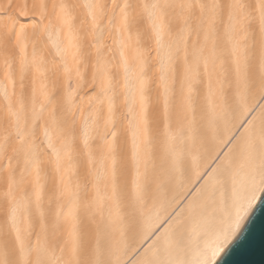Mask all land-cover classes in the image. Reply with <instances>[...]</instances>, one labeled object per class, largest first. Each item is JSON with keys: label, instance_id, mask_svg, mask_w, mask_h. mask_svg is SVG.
I'll return each instance as SVG.
<instances>
[{"label": "bare ground", "instance_id": "1", "mask_svg": "<svg viewBox=\"0 0 264 264\" xmlns=\"http://www.w3.org/2000/svg\"><path fill=\"white\" fill-rule=\"evenodd\" d=\"M264 189V0H0V264H215Z\"/></svg>", "mask_w": 264, "mask_h": 264}, {"label": "water", "instance_id": "2", "mask_svg": "<svg viewBox=\"0 0 264 264\" xmlns=\"http://www.w3.org/2000/svg\"><path fill=\"white\" fill-rule=\"evenodd\" d=\"M215 264H264V189Z\"/></svg>", "mask_w": 264, "mask_h": 264}]
</instances>
